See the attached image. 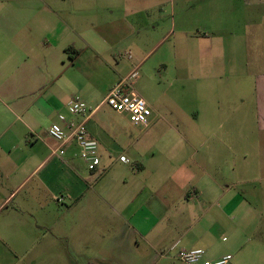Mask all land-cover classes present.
Instances as JSON below:
<instances>
[{
  "label": "crops",
  "instance_id": "0c3cea01",
  "mask_svg": "<svg viewBox=\"0 0 264 264\" xmlns=\"http://www.w3.org/2000/svg\"><path fill=\"white\" fill-rule=\"evenodd\" d=\"M114 1L120 5L116 14L111 10L115 16L107 23L108 37L101 31L94 6H88L86 11L83 0H43V4L30 6V20L18 27L26 32L23 36L19 32L17 36H7L2 31L15 25L6 23L0 10V59L22 54L32 59H58L64 64V58L69 57L73 64L86 51L99 55L101 44L107 40H129L133 33L140 34L149 24L154 31L165 22H170L172 28L178 23L180 41L188 48L183 56L176 52L174 57L178 63L186 60L189 75L191 71L192 75L197 74L196 58L203 61L204 67L199 72L205 73L209 82L217 83L207 85L211 101L193 106L182 116L162 118L168 132L158 136L156 154L131 159L123 153L115 154L120 145L119 135L111 130L105 112L96 115L105 105L106 95L99 102L87 103L92 112L86 117L70 110L59 114L64 121L58 116L57 123L65 127L66 122L83 121L88 135L97 141L100 163L89 171L73 139L63 144L54 139L46 146L40 144L35 151L37 132H42L38 129L37 113L43 115V111L51 109V103L37 105L35 101L0 99V214L5 212L4 218L10 221L20 220L24 213L34 217L37 225L50 227L43 217L22 204L9 207L15 197L12 195L23 188L27 178L9 185L5 177L22 170L30 171V175L40 169L48 173L58 170L59 180L48 179L49 174L45 173L22 199L37 197L43 190L64 205L56 212L60 217L59 232L49 230L52 240L46 243L51 250L59 237L64 240L67 255L63 264H81L71 252L77 255L91 252V259L85 264L90 261L131 264L134 258L131 254L140 253V249H146L144 255L150 260L148 253L170 257L181 248L197 247L210 260L229 254L234 258L233 264H264V149L246 152L243 133L246 121L255 118L257 123L264 124V80L253 85L255 97L250 106L253 111L249 113V109L247 117L242 100L245 84L239 81L230 84L229 79L222 84L215 77L219 69L228 76L225 69L234 67L236 43L245 44L251 38L257 55L264 53V13L259 14L264 9V0H235L247 12L239 19H231V23L228 16L216 21L221 30L214 32L195 16L189 20L180 17L187 7L195 10L198 0ZM232 4L234 0H224L226 10L238 7ZM191 25L195 29H188ZM168 33L160 34V40L166 39ZM202 44L207 48L198 55L195 49ZM68 45L78 49V53L66 51ZM252 66L259 67L255 61ZM166 67L160 63L161 70ZM37 68L38 64L34 69ZM32 69L27 68L28 73L17 85L20 89L34 85ZM128 73L119 82L126 84L124 77ZM126 88L132 90L129 85ZM222 88L235 93V100L221 102L217 93ZM141 94L148 96L146 92ZM154 99L150 100L155 102ZM149 123L157 124V117L152 115ZM60 148L63 154H59ZM120 156L125 160H120ZM37 202L39 213L44 212L47 206ZM48 207L53 209L50 203ZM3 222L0 235L12 232L1 229ZM215 234L226 243L216 252L212 248ZM0 239L8 244L4 238ZM35 243L32 240L30 246ZM9 250L19 249L9 247Z\"/></svg>",
  "mask_w": 264,
  "mask_h": 264
},
{
  "label": "rangeland",
  "instance_id": "374dc122",
  "mask_svg": "<svg viewBox=\"0 0 264 264\" xmlns=\"http://www.w3.org/2000/svg\"><path fill=\"white\" fill-rule=\"evenodd\" d=\"M39 4H43V0H0V10L4 12L3 20L6 23L12 22L15 25L13 29L5 28L2 31L7 36H17L18 32L19 35H25L26 32L19 30L18 27L30 20L29 7ZM82 5L85 6L86 11L88 6H94V13L101 21L99 22L101 23V31L103 34L106 32L105 35L108 37L110 31L107 23L115 16L112 15L111 10L116 14L119 11V2L114 0H83ZM232 5L238 7L226 10L224 0H198L195 10L187 7L181 11L180 17L185 16L187 20L197 17L200 22L209 26L207 28L212 29V32H214L215 30H221L219 26L215 25L216 21L228 16L231 23V19L233 21L239 19L243 12H247L235 0ZM263 13L264 9H260L259 14L262 15ZM167 23L165 22L154 31L149 24L141 30L140 34L133 33L129 40H107L101 44L99 55L86 51L73 64L70 63L69 57L64 58V64L58 59L52 60L48 57L32 59L31 57H24L22 54L13 59H0V99L20 102L35 101L37 105L43 102L49 103V105L52 104L51 109H47L45 113L43 111V115L40 112L37 113V117L41 118V120L39 118L38 129L42 132H37L39 136L35 151L39 150L40 144L46 146L54 140L49 135L48 129L53 122H59V114H65L69 111L67 107L69 99L78 98L85 101L86 104H90L91 101L99 102L128 72L130 73L124 77L127 79L126 84L142 97L145 95L141 93L146 92L148 94L147 97H144V100L151 109L149 120L153 115L157 117V124L135 125L130 122L125 113L116 112L107 104L103 105L96 115L105 112L106 119L111 123V130L119 135L120 145L115 149L117 150L115 152L117 156L123 153L128 159H131L138 158L140 155L146 157L151 153L154 154V152L156 154L160 142L158 136L168 132L162 118L182 116L195 105L203 106L204 103H209L212 93L207 85L217 83L209 82V79L205 77L206 74L199 72L204 67L203 61L199 57L196 58L198 71L195 75H192V71L189 75L186 60H181L180 63L177 62L174 53L180 52L183 56L187 52L188 45L180 41L178 23L174 25V28H172L170 22ZM188 29H195V27L191 25ZM224 30L235 31L231 28ZM166 31H170V33H168L166 39L161 41L159 35ZM154 32L155 34H153ZM235 46L236 60L234 67L225 69L228 76L219 69L215 72V77L222 84H226V79H229L228 83L230 84L237 81L245 84L242 100H244L243 110L247 112L248 117L249 113L253 111V108L250 109L255 97L252 89L253 85L256 81L261 82L264 80V53L260 52L257 55L256 51L258 50H253L251 38H249L248 43H236ZM205 48H207L205 44L198 45L195 51L198 55L204 54ZM253 61L258 63L259 67L253 68ZM161 62L167 65L163 70L160 69ZM36 64L40 68L34 69ZM28 67L33 68L32 71H34L36 81L29 89H20L17 85L25 78ZM121 71L123 72L122 75L119 74ZM8 87H11V90L8 91ZM2 90H5V92H2ZM217 94L221 102H230L235 100L237 96L224 88ZM152 98H155L156 101L152 102L150 100ZM249 109L251 112L248 113ZM243 133L245 135L244 146L246 152L251 149H264L263 123H257L255 118L251 119L250 122L246 121L243 125ZM30 137L33 139L32 136ZM45 173H48L46 169L36 170L32 175H30V171L22 170L14 172L10 178L5 177V182L9 185H15L27 178L23 188L12 195V197L14 195L15 197L9 207L22 204L24 208L32 210L39 218L43 217V220L48 222L50 227L37 225L34 217L24 213L20 215V220L9 221L4 218L5 214L3 213L5 212H2L0 222H4L1 224V229L12 230V232H4L0 235L2 239L4 238L8 242V244H5L0 239V264H63L66 261L67 252L64 249V240L59 237L55 246H51L53 247L51 250H48L46 244L47 241L52 240L49 230L59 232L57 227H59L60 217L56 216V212H59L64 205L57 202V199H53L52 195L43 190L38 193L37 197L33 196L27 201L22 199L27 191L30 192L32 184L43 178ZM48 174V179L59 180L60 173L58 170ZM37 201L42 202L45 208L47 206L44 212L39 213ZM49 203L53 209H49ZM34 231L37 232L34 234ZM214 237L213 251H220L226 243L222 240V236L215 234ZM32 240L36 241L34 246H30ZM9 247L19 250L12 252ZM139 252L138 254H135V252L131 254L134 257L131 264H183L174 253L170 257H154L153 254L148 253L151 256L148 260L144 255L146 249H140ZM71 254L81 264L89 262L88 260L92 256L91 252H82L78 255L71 252ZM233 260L234 258H231L227 264H233ZM88 264L99 263L90 261Z\"/></svg>",
  "mask_w": 264,
  "mask_h": 264
},
{
  "label": "built area",
  "instance_id": "2783aa9c",
  "mask_svg": "<svg viewBox=\"0 0 264 264\" xmlns=\"http://www.w3.org/2000/svg\"><path fill=\"white\" fill-rule=\"evenodd\" d=\"M127 84L121 81L114 85L106 94L103 102L119 113H125L130 122L135 125H147L151 115V109L147 102L137 93L126 88ZM68 109L78 115L88 116L92 109L88 105L78 99L71 98L67 101ZM60 121H64V116L59 115ZM48 133L60 143H65L73 139L78 147V155L84 161L87 169L92 171L100 163L98 154V143L95 139L88 135L85 123L66 122L65 127L57 122L51 124ZM64 150L59 149V154H63ZM120 160H125L124 156H120ZM204 250L197 248H181L177 251L176 256L183 264H227L231 259L229 254L210 260L204 257Z\"/></svg>",
  "mask_w": 264,
  "mask_h": 264
},
{
  "label": "trees",
  "instance_id": "16d2710c",
  "mask_svg": "<svg viewBox=\"0 0 264 264\" xmlns=\"http://www.w3.org/2000/svg\"><path fill=\"white\" fill-rule=\"evenodd\" d=\"M66 51H68V52H75L76 54L78 53V49L74 48L72 45H68L66 47Z\"/></svg>",
  "mask_w": 264,
  "mask_h": 264
}]
</instances>
